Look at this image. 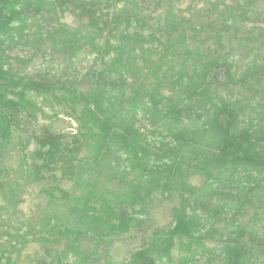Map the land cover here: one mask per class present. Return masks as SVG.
Listing matches in <instances>:
<instances>
[{"label":"trees","instance_id":"obj_1","mask_svg":"<svg viewBox=\"0 0 264 264\" xmlns=\"http://www.w3.org/2000/svg\"><path fill=\"white\" fill-rule=\"evenodd\" d=\"M202 31L175 0H0V160L24 146L39 98L78 128L29 133L45 210L0 230V264H264V61L232 71ZM36 54L43 73L13 64ZM8 174L0 162V222L19 198ZM155 204L163 231L147 230ZM133 234L139 246L112 256Z\"/></svg>","mask_w":264,"mask_h":264},{"label":"rangeland","instance_id":"obj_2","mask_svg":"<svg viewBox=\"0 0 264 264\" xmlns=\"http://www.w3.org/2000/svg\"><path fill=\"white\" fill-rule=\"evenodd\" d=\"M159 3H152L150 1L149 10L146 11L151 19L156 18L159 13ZM175 6L179 14L186 18H191L194 22L201 24L203 27L202 35L200 39H204L207 44L211 46L213 50H217L224 60L232 64V71L240 73L248 66L249 62L255 58L257 62L262 63L264 61V1L263 0H175ZM63 21L68 23L70 19L64 18ZM211 37V38H210ZM19 55L25 56L27 52L23 51V46L16 48ZM50 58L47 59V61ZM40 55H35L33 60L23 65L22 63L14 60L13 64L17 67L27 68L26 71L29 74L43 73V65H40ZM48 65V64H47ZM46 66V65H45ZM56 63L53 62L52 73L61 75V68L56 67ZM50 70V68H49ZM218 78L225 81L222 75ZM264 83V82H263ZM240 86H235L232 89L234 93L240 92L242 94H248L247 90H237ZM41 112H37L38 120H32L28 126L27 131H22L19 134V141L24 143V146L18 144V139H15L10 149L4 152L1 156V164L8 168L9 174L5 177V180H10L9 184L14 180L19 188L18 201L13 208H9L5 214H3V222H0L1 232L8 224L10 230H14L18 226L15 221V216L20 218L21 212L24 213V217L31 213L32 222L34 225L39 223L40 214L45 210L46 199L40 191L42 187H48L50 183L47 181L35 182L33 180L32 170H30V164H36L38 161L32 155L36 153V147L33 140L28 143L27 137L31 131H38L42 128H47L53 132H59L65 135H71L77 132L78 128L74 120L64 112L63 106H57L51 104V100H36ZM57 116V117H56ZM29 123V122H27ZM18 138V137H17ZM24 148V149H21ZM35 148V149H34ZM35 158V160H34ZM34 162V163H33ZM28 164V165H27ZM32 178L27 179V176ZM103 175H107L104 171ZM131 177V176H128ZM117 182V180H116ZM16 186V184L14 185ZM60 186L64 189H68L71 185L67 182H63ZM165 204L153 205L149 208L147 230L150 228L165 230L164 228L170 221V216L166 211ZM146 218V217H145ZM143 217V219H145ZM33 233L36 231L35 226L31 228ZM0 232V241L5 244L8 237ZM35 236V234H34ZM33 236V237H34ZM30 238V237H29ZM138 235L133 234V237L124 236L121 240L117 241L111 250L112 256L116 259L127 258V254L134 248L139 246ZM37 245L32 242L27 244L24 248V255L33 256L37 251ZM118 255V256H117ZM23 256L21 257V259ZM25 262L23 260L22 264ZM204 264H217V262H208Z\"/></svg>","mask_w":264,"mask_h":264}]
</instances>
